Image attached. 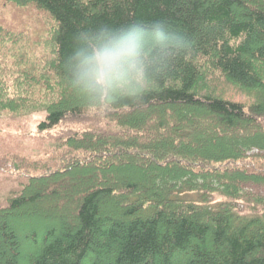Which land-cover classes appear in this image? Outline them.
I'll list each match as a JSON object with an SVG mask.
<instances>
[{"label": "trees", "instance_id": "16d2710c", "mask_svg": "<svg viewBox=\"0 0 264 264\" xmlns=\"http://www.w3.org/2000/svg\"><path fill=\"white\" fill-rule=\"evenodd\" d=\"M1 1L0 118L43 117L47 153L0 158L26 178L0 200V264L36 237L28 264H264V0ZM162 19L191 48L144 102L76 95L79 34Z\"/></svg>", "mask_w": 264, "mask_h": 264}, {"label": "clouds", "instance_id": "9594fccd", "mask_svg": "<svg viewBox=\"0 0 264 264\" xmlns=\"http://www.w3.org/2000/svg\"><path fill=\"white\" fill-rule=\"evenodd\" d=\"M190 48L167 20L100 24L79 34L68 60L70 83L76 95L106 114L144 102L159 86L160 73Z\"/></svg>", "mask_w": 264, "mask_h": 264}, {"label": "rangeland", "instance_id": "374dc122", "mask_svg": "<svg viewBox=\"0 0 264 264\" xmlns=\"http://www.w3.org/2000/svg\"><path fill=\"white\" fill-rule=\"evenodd\" d=\"M0 15L7 19L11 17L10 20H12L14 15H16V9L13 10L10 5H5L0 0ZM42 118L43 117L41 116H35L31 117V119L28 121L24 120L20 123H12L5 117L0 118V158L5 157L11 159L12 157L16 158L19 156L27 158L31 161H37L44 158L46 156L45 153H47L45 151L47 146H45V143L38 139L35 135L36 124H38ZM25 180L26 178H24L23 175H20V177L14 176V174L9 173L0 166V200H5L9 196L18 192L21 186L25 183ZM111 206H114V204H111ZM62 211L63 214H66L71 218L70 212L66 211V213H64V210ZM110 211L112 210L110 209ZM33 212L39 213L40 216H38L37 219L41 220L37 222L35 220L21 222H24L28 225L34 224L37 226H40V224L44 222H49L47 221L48 218H46V215L48 214L45 213L46 210H44V208L43 210L42 208H31L27 209L23 213L31 215ZM54 212L58 213L56 211ZM33 221L34 223H31ZM39 238L40 237H36V242L33 241L32 238L20 241L22 242L23 246L16 250L19 255H22V258L19 259V264H28L26 258L23 257H28L33 252L31 250L37 246V240H39Z\"/></svg>", "mask_w": 264, "mask_h": 264}]
</instances>
